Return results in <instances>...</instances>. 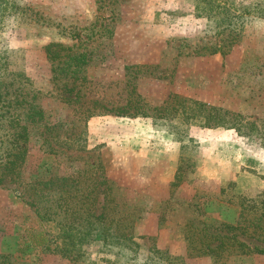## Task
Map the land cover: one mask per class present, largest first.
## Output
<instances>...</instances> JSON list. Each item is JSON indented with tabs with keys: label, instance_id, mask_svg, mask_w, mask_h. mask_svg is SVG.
<instances>
[{
	"label": "rangeland",
	"instance_id": "obj_1",
	"mask_svg": "<svg viewBox=\"0 0 264 264\" xmlns=\"http://www.w3.org/2000/svg\"><path fill=\"white\" fill-rule=\"evenodd\" d=\"M262 3L0 0V81L13 80L20 118L42 111L21 181L0 185V264H150L156 250L183 264H264V241L225 227L239 223V196L264 191ZM51 43L65 48L53 64ZM101 212L107 234L133 244L61 253L59 238ZM217 233L223 249L204 254Z\"/></svg>",
	"mask_w": 264,
	"mask_h": 264
},
{
	"label": "trees",
	"instance_id": "obj_2",
	"mask_svg": "<svg viewBox=\"0 0 264 264\" xmlns=\"http://www.w3.org/2000/svg\"><path fill=\"white\" fill-rule=\"evenodd\" d=\"M262 5L264 7V3H262ZM57 48L60 50L65 49L60 44L54 43H51L45 47L46 56L52 64L62 58ZM67 49L70 50V48ZM218 49L220 48H215L212 52L215 53L219 51ZM85 58V54H75L69 56V60H74L77 62V64L85 63ZM0 67L2 68L3 64H1ZM56 67L58 68L59 65H57ZM55 69L53 71L56 73ZM8 82L9 83H4L3 81H0V129L5 130L4 135L6 137L0 140V185H2L5 181H21V178L23 176L24 165L26 164L28 157L29 125L38 124L42 120V111L39 109H33L31 106L22 111V119L20 118L19 114L13 112V110H15V107L18 106L19 103H17L18 100L16 97H14L13 100L8 98L9 93L7 89H9L10 84L14 85L12 79H10ZM113 113L120 116L125 115L127 112H124L123 110H115ZM92 115L93 113L89 112L88 116L92 117ZM132 115L146 116L147 113L141 111L139 108H136L135 112H133ZM1 121L7 122V128H4L2 126ZM223 126V124L218 123V120L210 123V120L206 118V128H218ZM230 128L236 129L234 126H231ZM236 130L239 131L238 129ZM261 137L264 139V132ZM61 181H64V179L62 178ZM36 184H40L42 186L48 185L46 182L33 181L29 183V186L35 188ZM239 200V223H237L236 226L225 225V227H227L229 230L240 231L241 234L247 235L248 237L256 239L257 241H264V191L256 195L255 197L239 196ZM86 210L87 208H83L82 213L86 212ZM76 211L77 209L74 208L72 214H76ZM87 215L92 217L90 221L87 219L85 223H80L75 226L79 234H67L66 236L63 235L59 238L61 243L66 245L67 247L61 253L65 254L69 251V248L70 250L74 248L76 249L80 246L92 242H98L102 246H107L113 241L120 243L124 241H131L130 237L127 238L123 234L120 236L107 234L110 225H105L103 212L97 215H90L87 213ZM80 226L83 227V230ZM130 228L131 227H128V229ZM114 229L115 231L119 232L118 223H116ZM249 229H251V232H249ZM73 230L75 231V229ZM216 230L218 231L217 228ZM93 231H96V235L94 237H90L89 235ZM212 236H214V241L204 242L201 245L203 247L202 249L206 252H204V254L217 253L220 249H223L224 247V242L222 241V239L226 238L227 236H222L220 235V233H217L216 235ZM45 241L46 239H44V243ZM215 242H218L215 246L210 245ZM130 243L133 244V241H131ZM238 243V248H241L242 250H247L248 252H252V250H249V248L244 243ZM254 249L261 253V250L259 248L254 247ZM153 255L155 256V258H150V264H161V260H165L166 264H183V259L181 257L169 256L167 255V253L161 252L159 250L154 251ZM145 264H148V262Z\"/></svg>",
	"mask_w": 264,
	"mask_h": 264
}]
</instances>
